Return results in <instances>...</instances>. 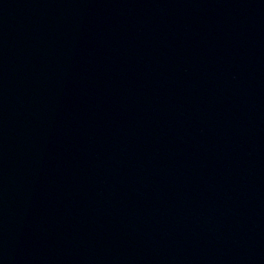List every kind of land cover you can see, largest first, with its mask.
I'll use <instances>...</instances> for the list:
<instances>
[{"label": "water", "instance_id": "obj_1", "mask_svg": "<svg viewBox=\"0 0 264 264\" xmlns=\"http://www.w3.org/2000/svg\"><path fill=\"white\" fill-rule=\"evenodd\" d=\"M0 264H264V0H0Z\"/></svg>", "mask_w": 264, "mask_h": 264}]
</instances>
